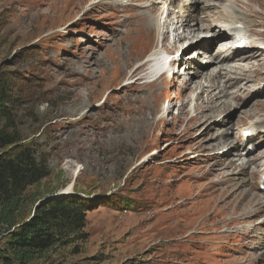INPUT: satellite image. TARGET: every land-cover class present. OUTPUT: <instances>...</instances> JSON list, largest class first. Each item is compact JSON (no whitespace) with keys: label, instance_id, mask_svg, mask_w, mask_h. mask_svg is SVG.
Here are the masks:
<instances>
[{"label":"rangeland","instance_id":"1","mask_svg":"<svg viewBox=\"0 0 264 264\" xmlns=\"http://www.w3.org/2000/svg\"><path fill=\"white\" fill-rule=\"evenodd\" d=\"M106 1L0 0V71L19 76L26 94L15 125L51 174L28 190L20 219L43 198L134 202L127 210L100 206L88 216L86 239L28 264H264V56L250 67L210 66L205 56L220 46L202 51L194 43L214 33L201 22L170 58H183L175 79L154 81L147 59L157 48V14L148 0ZM246 5L237 7L247 25L240 30L256 47L264 41V0ZM168 24L163 53L179 32ZM189 56L205 75L188 88L199 71ZM240 66L246 76L236 82L228 72L241 77ZM228 150L226 164L235 167L216 166Z\"/></svg>","mask_w":264,"mask_h":264},{"label":"trees","instance_id":"2","mask_svg":"<svg viewBox=\"0 0 264 264\" xmlns=\"http://www.w3.org/2000/svg\"><path fill=\"white\" fill-rule=\"evenodd\" d=\"M8 73L0 71V236L7 234L0 264H28L86 239L88 216L100 206L118 204L127 210L133 209L134 202L110 197L104 203L101 198L73 196L38 204L43 198L36 201L30 217L20 219L28 190L51 174L46 157L37 156L33 145L24 143L15 125L16 111L26 94L16 85L20 77Z\"/></svg>","mask_w":264,"mask_h":264},{"label":"bare ground","instance_id":"3","mask_svg":"<svg viewBox=\"0 0 264 264\" xmlns=\"http://www.w3.org/2000/svg\"><path fill=\"white\" fill-rule=\"evenodd\" d=\"M102 1L103 0H93L92 4L93 5L100 4ZM148 1L150 3V7H151L150 12L152 14H157L155 21H153L155 23L151 24L152 26H154V29L156 30L157 48L151 54V56L148 57V59H147L151 62H154V65L151 67L152 69H150V73H152L153 75H155L156 73L165 69V65H164V62L162 61V57H164L166 55L169 58L172 57L173 54L176 51H178V49L181 48V43H180L181 40H194L195 39L196 30L199 27L198 24H201V22H206V23L210 24L208 26V29L214 27L213 30L211 31L212 33L214 31V33L211 36L210 41L201 42L200 40L197 39L194 43H196L197 46L199 47V49H201L202 51H210L211 48L214 47V45L212 43L214 41H217V43H218L217 47L220 46V50L216 56H214V57L205 56V58L209 59L208 62H210V66H214L215 63H217V64L219 63L220 65H226V64L231 65L229 63L234 62V63H237L238 65L239 64H246V65H248V67H250L253 64L254 60L258 61V60H260L261 57L264 56V41L259 43L258 46L255 47L254 46L255 41L254 40L248 41V38L245 36V35H248V33L243 35L242 31L239 29L240 26L247 29V25L244 24L242 21H240L239 15L241 16L243 13L241 12V10L237 11V7H238V5L240 6V4H242L246 7L247 6L246 3L249 0H211L210 2H212V3L214 2V3L209 5V6H206V5L205 6L204 5L198 6L197 0H192V1L182 0V3H180L177 6L178 13H179L178 15L177 14L175 15V9L176 8L174 7L176 1H178V0H148ZM208 1L209 0H202V2H205V3ZM95 2H97V3H95ZM128 2H129V0H124V1H122V4H126ZM92 4L90 6H92ZM106 4L111 5L112 2H110V0H107ZM199 12L204 13V15H205L204 19L196 18L197 14ZM238 12H239V14H238ZM193 13H196L195 16H193ZM173 15H174V18H172ZM179 17H181V18H179ZM170 19L173 21V25H175V28H176L175 32H177L178 30H179V32L172 37V41H171V44H173L172 47L169 48L168 45L166 44L165 53L163 54L160 51V46H161V42L164 39H165L164 41L167 42V38H168L167 33L169 32V27H170V25L168 24V21ZM216 31H218V32H216ZM231 34L233 35L232 38H231ZM241 39L247 41L250 44L249 45L250 49H247V50L243 51L242 53H239L236 51L234 46ZM194 43L191 42L189 48ZM196 54L200 55L201 52H196ZM182 60H183V58L178 59V60L172 59L169 63L168 70H166L162 76L164 77L165 75H168L171 80H174L175 75L177 74V71L174 70V67H175L174 64L177 63V65H176V69H177L178 63L183 62ZM185 61H188L187 65L190 66L191 69H195V67H197L196 63L194 62L193 56L186 57ZM250 63H252V64H250ZM197 68L199 71L198 72L196 71V73H193L194 75L190 78L191 83H189L188 88L192 83H197L199 77L205 75L203 73V71H202L203 69H201V67H197ZM237 68L240 71H242L241 69L243 67L241 68V66H240ZM245 73H246V71L243 70L242 75L240 77V74H238V73H234V72L229 73L228 72V74L234 75L233 78H235L236 82L241 81V79H243V77L246 76ZM213 76H214V72L210 75V78H212ZM217 88H219V87L217 86ZM205 91L206 90L204 88H201V93H204ZM197 97H198V100H202L201 95H198ZM208 97H209L208 102H209V105L211 106L212 103H214L215 99L210 97V94ZM201 106L203 107L202 103H201ZM201 106L199 105V107H201ZM205 111H209L211 115H214L216 113L217 109H215L213 107H208V108H205ZM205 111L199 112V114L201 115L202 113H205ZM245 130L253 132L254 126L246 128ZM245 130H243V131H245ZM246 151H248V150H246ZM231 153L232 152L228 150V152H226V154H225V159H221V162H217V164H215V165L216 166L217 165L218 166L224 165L225 168L233 169L235 167L233 162H229L228 164H226V161H228L227 157L230 156ZM249 153L250 152L248 151V154ZM241 155H243V154H241ZM248 168H249L248 162L242 166L243 170H246ZM77 172H78V170H76L74 172V178L79 175ZM263 177H264V175L260 178L259 185L261 187H263V189H264ZM72 188H73V184H71L68 187V189L65 190L66 192L63 194L70 193V191H72Z\"/></svg>","mask_w":264,"mask_h":264},{"label":"water","instance_id":"4","mask_svg":"<svg viewBox=\"0 0 264 264\" xmlns=\"http://www.w3.org/2000/svg\"><path fill=\"white\" fill-rule=\"evenodd\" d=\"M54 198H55V197L48 198V199H46V200H44V201H42V202H40V203H38V204H42V203H45V202L52 201V200H54ZM38 204H37V205H38Z\"/></svg>","mask_w":264,"mask_h":264}]
</instances>
